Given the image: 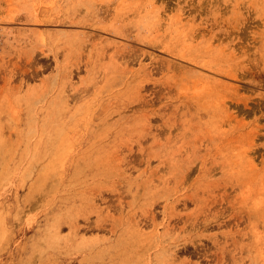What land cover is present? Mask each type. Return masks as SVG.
<instances>
[{"label": "rangeland", "instance_id": "rangeland-1", "mask_svg": "<svg viewBox=\"0 0 264 264\" xmlns=\"http://www.w3.org/2000/svg\"><path fill=\"white\" fill-rule=\"evenodd\" d=\"M192 262L264 264V0H0V264Z\"/></svg>", "mask_w": 264, "mask_h": 264}, {"label": "bare ground", "instance_id": "bare-ground-1", "mask_svg": "<svg viewBox=\"0 0 264 264\" xmlns=\"http://www.w3.org/2000/svg\"><path fill=\"white\" fill-rule=\"evenodd\" d=\"M141 7V6H140ZM141 8H143V5H142V7ZM198 9H199V7H198ZM196 10V9H195ZM193 11V10H192ZM168 16H169V18L171 17L169 14H168ZM167 16V17H168ZM166 17V18H167ZM102 20V19H101ZM100 20V21H101ZM170 20V19H169ZM172 20V19H171ZM99 21V22H100ZM98 22V23H99ZM103 22V21H102ZM179 22V21H178ZM183 22V21H182ZM187 23V22H186ZM98 25V24H97ZM91 26V25H90ZM171 27V26H170ZM173 32V31H172ZM181 33H182V31H181ZM172 34V33H171ZM174 35H175V33H173ZM135 36V35H134ZM191 36H192V34H191ZM161 37V36H160ZM167 37H170V36H167ZM206 37H207V35H206ZM189 38H191V37H189ZM169 39V38H168ZM197 40H198V38H196ZM165 40V39H164ZM163 40V41H164ZM171 40V39H170ZM192 40V39H191ZM199 40H200V38H199ZM138 41V40H137ZM153 41H154V39H153ZM155 42V41H154ZM165 42V41H164ZM167 42V41H166ZM202 42V41H201ZM191 44V43H190ZM92 44L90 43V46H91ZM214 45V44H213ZM137 49V52L139 53L140 52V48H136ZM138 49H140V50H138ZM122 50V49H121ZM225 52V51H224ZM138 53H137V55H138ZM134 54V53H133ZM229 54V53H228ZM140 55V54H139ZM138 55V58H140V56ZM142 55V54H141ZM31 56V55H30ZM129 56V55H128ZM134 56H136V53H135V55ZM123 57V56H122ZM132 57V56H131ZM130 57V58H131ZM137 57V56H136ZM30 58V57H29ZM134 58V57H133ZM137 58V60H139ZM136 60V59H135ZM32 61H34L35 62V60H33L32 59ZM140 61V60H139ZM138 62V61H137ZM133 63H134V61H133ZM87 65V64H86ZM179 65V64H178ZM171 66V65H170ZM87 67H89V66H87ZM164 67V66H163ZM158 70H159V68H157ZM164 68H162L161 70H163ZM171 69H175V68H173V66H171ZM176 69H177V67H176ZM178 70H179V68H178ZM177 70V71H178ZM171 71V70H170ZM158 72H160V71H158ZM144 73V72H143ZM189 73V72H188ZM189 74H191V71H190V73ZM195 74V73H194ZM188 76V75H187ZM180 77H183V76H180ZM180 77H179V79H180ZM184 78H187V77H183V78H181L180 80H183ZM134 79H137V77H135ZM138 80V79H137ZM184 80H187V79H184ZM223 83V82H222ZM148 88V87H147ZM169 88V87H168ZM165 90V89H164ZM166 91V90H165ZM160 93V92H159ZM38 102V101H37ZM58 106V105H57ZM63 108H61V109H66V110H69L70 109V107L69 106H62ZM54 110H56L55 111V119H56V121L57 122H62V123H66V121H67V118L66 117H64V115H65V111L64 110H57V108H55ZM54 114V113H53ZM56 114H58L59 115V117H57L56 116ZM52 118L53 117H50V116H48V118H47V120L45 121V125H46V127L48 126V125H50V124H52V123H54L55 121H52ZM39 119V118H38ZM70 122H72V121H70ZM69 123V122H68ZM32 130V129H31ZM51 137V136H50ZM67 139H68V137H67ZM51 140H52V138H51ZM49 141H50V139H49ZM48 141V142H49ZM53 142V141H52ZM55 143V142H54ZM58 143V142H57ZM58 146V145H57ZM2 147L4 148V149H6V148H8V145L4 142L3 144H2ZM6 147V148H5ZM65 148V147H64ZM64 148H62V150L64 149ZM62 150H60V152L62 151ZM66 150V149H65ZM263 205V204H262ZM262 205H261V207H262ZM134 217V216H133ZM135 218V217H134ZM207 220V219H206ZM208 221H209V219H208ZM200 223V222H199ZM198 225V224H197ZM199 226H200V229H201V224H199ZM199 226H196V227H199ZM90 227H92V226H90ZM194 229V228H193ZM172 230V229H171ZM176 230V229H175ZM198 230V229H197ZM196 230V231H197ZM174 231V230H173ZM178 231H179V229H178ZM178 231H176V232H178ZM194 231V230H193ZM175 232V233H176ZM186 233H190V232H187V230H186ZM171 234V233H170ZM178 234V233H177ZM176 234V235H177ZM188 235V234H187ZM138 236V235H137ZM181 236V235H180ZM179 237V236H178ZM143 238V237H142ZM178 240V239H177ZM173 241V240H172ZM126 243V242H125ZM196 244V243H195ZM184 245V244H183ZM162 246V245H161ZM190 247V246H189ZM186 248V249H190V248ZM142 248V247H141ZM175 248V249H174ZM173 248V250H176L177 248L176 247H174ZM199 248V247H198ZM140 249V248H139ZM141 250V249H140ZM139 250V251H140ZM182 250V249H181ZM184 250V249H183ZM145 252H146V250H144ZM177 251V250H176ZM180 251V250H179ZM188 251H190V250H188ZM200 251H201V249H200ZM141 252H143L142 250H141ZM164 252V251H163ZM185 252H187V250H185ZM194 252V251H193ZM202 252V251H201ZM165 253V252H164ZM179 253V252H178ZM188 253V252H187ZM195 253H196V251H195ZM171 254V253H170ZM184 254V253H183ZM189 254H190V252H189ZM192 255V254H191ZM200 255H202V254H200ZM176 256V255H175ZM175 256H174V261L176 262L177 261V259L175 258ZM184 256V255H183ZM204 256V255H203ZM202 256V257H203ZM150 261V260H149ZM145 262V261H144ZM194 262V261H193ZM193 262H192V264H193ZM139 263V262H138ZM142 263H143V261H142ZM141 264V263H140ZM210 264V263H209Z\"/></svg>", "mask_w": 264, "mask_h": 264}]
</instances>
